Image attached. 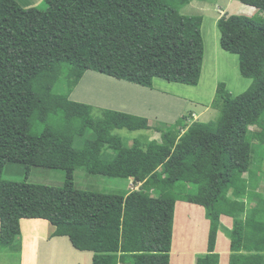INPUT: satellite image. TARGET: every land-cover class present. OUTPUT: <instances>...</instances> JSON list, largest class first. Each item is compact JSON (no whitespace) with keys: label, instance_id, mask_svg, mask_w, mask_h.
Returning a JSON list of instances; mask_svg holds the SVG:
<instances>
[{"label":"trees","instance_id":"16d2710c","mask_svg":"<svg viewBox=\"0 0 264 264\" xmlns=\"http://www.w3.org/2000/svg\"><path fill=\"white\" fill-rule=\"evenodd\" d=\"M191 1L44 0L42 10L0 0L2 248L18 249L21 219H44L54 236L92 252V264H171L183 201L204 207L210 222L208 253L197 264H220L219 231L231 241L228 264H264V175L251 166L254 155L264 163V17L217 21L220 47L238 56L251 86L235 96L219 82L211 103L219 117L154 127L160 141L126 146L114 131L149 130L148 118L112 109L95 118L91 105L54 91L63 73L71 90L87 71L148 88L156 78L198 86L204 18L182 13ZM239 1L264 12V0ZM7 163L23 164L27 177L32 167L64 170V184L3 180ZM78 167L140 188L126 195L78 189ZM224 216L233 218L231 229Z\"/></svg>","mask_w":264,"mask_h":264},{"label":"rangeland","instance_id":"374dc122","mask_svg":"<svg viewBox=\"0 0 264 264\" xmlns=\"http://www.w3.org/2000/svg\"><path fill=\"white\" fill-rule=\"evenodd\" d=\"M16 1L25 8L35 7L45 10L47 7L44 0ZM181 11L186 15H202L204 18L201 30L205 43V56L198 86L193 87L156 78L153 87L148 88L94 71H87L79 84L71 90L68 86L66 73H63L60 81L55 85L54 91L57 94H68L74 101L91 105L95 118L102 117L103 109H112L148 118L151 126L149 130L129 131L121 129L114 131L115 134L123 138L126 146H131L135 139H141L144 142L149 140L160 141L161 133L157 132L155 128L166 129L183 116H186L187 126L194 121L209 122L216 120L220 112L214 109L211 103L215 97L217 84L225 82L230 92L235 96L246 91L252 84V79L241 76L238 56L226 52L220 47V32L217 28V21L225 14L248 17L257 15L258 18L259 16L264 17V12L243 4L239 0H193L186 4ZM250 129L254 131L258 128L251 127ZM80 143L81 141L78 140L77 146ZM251 166L256 167L259 178L263 177L264 163L260 165V159L257 155H254ZM2 179L60 187L63 186L65 181V171L32 167L27 177L23 164L7 163L2 173ZM263 181L260 182L259 192L261 193H264ZM75 186L81 190L119 195H126L140 188V184L136 185L131 179L91 174L84 167H78L75 170ZM228 218L223 219V223L231 229L233 218ZM207 225L206 235V229L204 230V228ZM209 232L210 222L206 216V209L192 203L178 201L172 240L173 255L171 253L172 261L170 263L173 264L174 255H177V264L183 262L184 264H197L198 258L206 257ZM221 232H218L216 252L222 255L220 264H228L231 241L223 231ZM222 239L227 240L228 249H223V241L220 243ZM55 241L58 249H53L52 244ZM60 245H63V247H60ZM204 245L206 249H203ZM47 247H50V249H46ZM3 249L0 247V264H15L12 258L9 259L11 254ZM40 249L42 258H46L50 254H53L55 258L56 255L58 257L61 250L71 249L69 253L72 259L69 264H74V262H76L75 264H92V253L80 252L72 248L66 237H56L49 242L43 241L40 244ZM189 249H199L196 252L205 254L193 256L192 253L195 252ZM49 250L54 251L51 253ZM69 253L66 257L70 256ZM58 258H62L61 253Z\"/></svg>","mask_w":264,"mask_h":264},{"label":"crops","instance_id":"0c3cea01","mask_svg":"<svg viewBox=\"0 0 264 264\" xmlns=\"http://www.w3.org/2000/svg\"><path fill=\"white\" fill-rule=\"evenodd\" d=\"M225 218L229 219L227 216H224L222 218V222H223V219ZM207 230H208V225H207ZM55 231H56V227L47 220L28 219V218L21 219V237L17 239L18 241L15 243L16 244L15 248H18V249L14 251V249L4 248L3 250H7L11 254L9 256V259L11 260L12 258L13 263L15 264H59V263L69 264L71 263V259H72L69 253L71 252V249L61 250V252L58 253V257H59V254L61 253L62 258H58L57 255L54 258L53 254L48 255L46 258L41 257L40 244L43 241L49 242L53 240V238H56L57 236H54ZM220 232L221 231H219V233ZM221 241H223V249H228L227 240L222 239L220 240V243ZM70 245L72 248H74L71 242H70ZM52 246H53V249H58L57 248L58 245L56 244V241L52 244ZM60 247H63V245H60ZM46 249H50V247H47ZM203 249H206L205 245ZM189 250H192L193 252H195V253H192L193 256L199 253V252H196L199 249H189ZM53 251L54 250H49V252L51 253ZM80 252H89V251H80ZM68 253L70 256L66 257ZM92 258H93V253H92ZM221 260H222V255H221ZM75 263L76 262H74V264ZM9 264H12V263H9Z\"/></svg>","mask_w":264,"mask_h":264},{"label":"bare ground","instance_id":"6f19581e","mask_svg":"<svg viewBox=\"0 0 264 264\" xmlns=\"http://www.w3.org/2000/svg\"><path fill=\"white\" fill-rule=\"evenodd\" d=\"M88 97V96H87ZM198 254H200V253H198ZM197 255V254H196Z\"/></svg>","mask_w":264,"mask_h":264},{"label":"water","instance_id":"95a60500","mask_svg":"<svg viewBox=\"0 0 264 264\" xmlns=\"http://www.w3.org/2000/svg\"><path fill=\"white\" fill-rule=\"evenodd\" d=\"M171 253H172V251H171ZM172 257V256H171Z\"/></svg>","mask_w":264,"mask_h":264}]
</instances>
